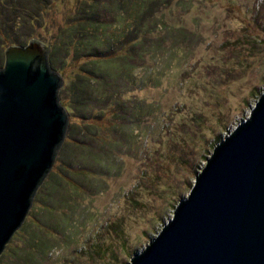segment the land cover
<instances>
[{
	"label": "rangeland",
	"instance_id": "obj_1",
	"mask_svg": "<svg viewBox=\"0 0 264 264\" xmlns=\"http://www.w3.org/2000/svg\"><path fill=\"white\" fill-rule=\"evenodd\" d=\"M14 1L0 68L48 45L69 120L0 264H128L264 92V0Z\"/></svg>",
	"mask_w": 264,
	"mask_h": 264
},
{
	"label": "water",
	"instance_id": "obj_2",
	"mask_svg": "<svg viewBox=\"0 0 264 264\" xmlns=\"http://www.w3.org/2000/svg\"><path fill=\"white\" fill-rule=\"evenodd\" d=\"M48 45H10L0 68V254L51 171L69 116ZM128 264H264V92L214 148L186 198Z\"/></svg>",
	"mask_w": 264,
	"mask_h": 264
},
{
	"label": "trees",
	"instance_id": "obj_3",
	"mask_svg": "<svg viewBox=\"0 0 264 264\" xmlns=\"http://www.w3.org/2000/svg\"><path fill=\"white\" fill-rule=\"evenodd\" d=\"M5 2L7 1V5H8V7L10 6H12L13 4H14V0H4ZM22 2L24 1V0H21ZM21 1H18L17 3H18V5H20L21 4ZM27 2H29V9H30V12H32V14H31V16H33L34 15V17L35 16H37V14L41 11V8L43 7V5L45 4L44 2H45V0H26ZM16 8V7H15ZM13 9H14V7H13ZM127 57H130L129 55H127ZM91 78H93V81H97V79L98 78H94L93 76H90ZM61 104L64 106V108L66 109V105H68V103L67 102H64V101H62L61 102ZM75 120V122H78V121H84L83 119H81V118H78V119H74ZM82 126V125H81ZM67 143H72V144H74L75 146H78L79 145V142L78 141H73V142H71L70 140H67L66 141Z\"/></svg>",
	"mask_w": 264,
	"mask_h": 264
}]
</instances>
